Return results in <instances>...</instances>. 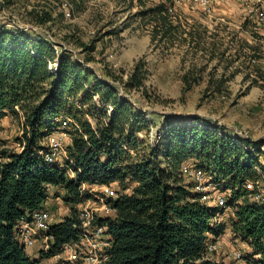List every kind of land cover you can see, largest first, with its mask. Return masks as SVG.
<instances>
[{
	"label": "trees",
	"instance_id": "1",
	"mask_svg": "<svg viewBox=\"0 0 264 264\" xmlns=\"http://www.w3.org/2000/svg\"><path fill=\"white\" fill-rule=\"evenodd\" d=\"M166 9L164 4L152 8L159 14ZM33 13L40 24L52 19L47 10ZM57 45L0 25V119L11 115L22 131L20 151L0 156L5 159L0 162V264H40L16 239L15 226L44 207L49 185L65 190L71 210L51 225V248L41 257L58 254L77 238V205L92 197L83 185L113 183L131 192L111 200L114 216L102 220L113 241L103 264H224L208 252L210 240L226 232L217 220L223 208L206 203L197 184L186 180V164L202 167L222 190H231L233 235L251 246L249 262L264 264V206L247 188L258 177L262 141L229 137L196 118L191 125H170L148 144L139 135L150 125L123 94L137 90L147 96V63L138 61L126 79L108 65L99 75L87 65L93 57L75 58ZM80 45L85 52L95 50L94 43ZM59 128L71 136L63 165L47 163L42 155L46 137Z\"/></svg>",
	"mask_w": 264,
	"mask_h": 264
},
{
	"label": "rangeland",
	"instance_id": "2",
	"mask_svg": "<svg viewBox=\"0 0 264 264\" xmlns=\"http://www.w3.org/2000/svg\"><path fill=\"white\" fill-rule=\"evenodd\" d=\"M69 1L71 18L65 16L62 0H3L0 25L22 37L56 42L59 51L67 49L75 58L93 57L87 65L99 75L108 65L126 79L138 61L144 60L150 71L147 96L137 90L123 94L148 121L150 130L139 135L148 144L156 143L170 125H191L198 118L199 124L210 123L229 137L262 141L259 158L264 162V26L249 17L245 5L215 0L211 10L205 11L185 0ZM161 4L172 9L162 14L152 10ZM45 10L52 19L40 24L33 12ZM169 24L174 27L171 31ZM81 42L94 43L95 50L85 52ZM110 53L115 54L114 59L109 58ZM21 134L13 117L0 122V156L4 151H19ZM113 187L119 194L131 192L118 183ZM61 189L52 188L44 204L53 224L71 210ZM233 210L232 206L222 210V222L228 229L219 238L218 251L209 255L224 264H243L234 259V250L240 248L246 258H254L251 246L231 231ZM39 249L37 243L26 252L40 264L56 263L58 257H41Z\"/></svg>",
	"mask_w": 264,
	"mask_h": 264
},
{
	"label": "built area",
	"instance_id": "3",
	"mask_svg": "<svg viewBox=\"0 0 264 264\" xmlns=\"http://www.w3.org/2000/svg\"><path fill=\"white\" fill-rule=\"evenodd\" d=\"M178 1L181 0H170ZM245 5L247 14L250 18L260 25L264 26V0H236ZM3 0H0V4ZM214 0H193V8L202 10H211ZM61 7L67 18L72 16V4L69 0H62ZM169 10L172 8L169 7ZM110 59L115 58V54H109ZM108 113L112 112L113 107L107 104ZM63 126H68V120L63 121ZM45 140V149L42 151L44 160L50 164L63 165L67 157V145L65 143L68 134L64 131L62 134L53 132ZM21 149V146L19 144ZM63 155V158H62ZM5 160V159H4ZM0 159L1 161H4ZM262 162V163H261ZM261 166L256 165L258 177L255 181H249L247 188L254 190L251 199L264 206V171ZM183 174L197 184L196 189L203 192L202 199L212 198V202L223 209L229 207L228 200L231 196V190H222L219 183L212 181L207 172L195 164H186L183 167ZM83 191H89L91 198L79 203L78 207V236L75 240L64 243L60 247L55 264H103L109 258V250L112 246V236L108 231L107 222L102 220L107 217H113L115 210L111 205V200L119 196L117 189L113 184H84ZM213 192V196L211 194ZM209 193V194H208ZM53 224L51 212L43 207L35 210L30 216L20 219L15 226V235L18 242L25 248L35 246L40 243V254L49 251L53 238L48 231ZM218 251L217 242L208 244V252ZM234 259L238 263L252 264L245 257V253L240 248L233 251Z\"/></svg>",
	"mask_w": 264,
	"mask_h": 264
},
{
	"label": "crops",
	"instance_id": "4",
	"mask_svg": "<svg viewBox=\"0 0 264 264\" xmlns=\"http://www.w3.org/2000/svg\"><path fill=\"white\" fill-rule=\"evenodd\" d=\"M185 1H187V2H190V3H193V0H185ZM215 1V0H214ZM9 117H12L11 115H9V114H6L4 117H2L1 119H0V122H5ZM70 135V134H69ZM71 137V136H70ZM70 137H66V144L68 145V144H70L71 143V138ZM45 142V141H44ZM19 151H20V149H19ZM5 161V160H4ZM52 188H58V189H61L60 187H58V186H52V185H49L48 186V190H49V192L52 190ZM63 189V188H62ZM61 189V190H62ZM64 190V189H63ZM206 203H208L209 205H215L212 201H205ZM233 219L236 217V215H235V208L233 207ZM222 219H223V216H218V218H217V220L218 221H222ZM232 219V220H233ZM224 222V221H223ZM57 223V222H56ZM230 227H231V231H232V221H231V225H230ZM228 229V227L226 228V230ZM225 234V233H224ZM223 234V235H224ZM219 242H220V240L218 239V241H217V245H218V247H219Z\"/></svg>",
	"mask_w": 264,
	"mask_h": 264
}]
</instances>
